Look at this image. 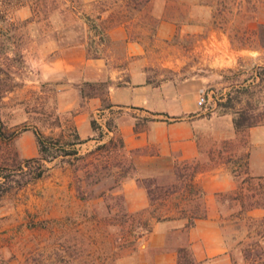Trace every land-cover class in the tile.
I'll list each match as a JSON object with an SVG mask.
<instances>
[{"label": "rangeland", "instance_id": "rangeland-1", "mask_svg": "<svg viewBox=\"0 0 264 264\" xmlns=\"http://www.w3.org/2000/svg\"><path fill=\"white\" fill-rule=\"evenodd\" d=\"M48 1L47 10L15 8V25L0 24V264H141L154 222L181 205L184 215L202 212L195 175L223 164L239 179L220 194L231 204L225 230L235 263L264 264V217L249 213L264 204V179L249 173L248 128L212 140L199 158L145 175L138 152L101 124L93 138L79 139L76 107L59 95L63 78L46 77L51 61L81 47L107 54L119 23L152 38L161 17H176L181 25L167 47L184 74L203 76L202 108L233 117L247 108L264 122V0ZM85 90L103 94L105 84ZM37 132L63 145L42 158ZM179 264H195L187 248Z\"/></svg>", "mask_w": 264, "mask_h": 264}, {"label": "crops", "instance_id": "crops-1", "mask_svg": "<svg viewBox=\"0 0 264 264\" xmlns=\"http://www.w3.org/2000/svg\"><path fill=\"white\" fill-rule=\"evenodd\" d=\"M131 25L126 21L110 29L107 54L89 56L81 47L71 58L63 55L51 61L46 77L63 78L59 95L65 107H76L73 122L79 139L93 138L96 119L121 137L125 149L138 152L142 174L159 175L173 169L177 160L201 157L212 140L240 130L232 114H217L214 108L208 114L199 105L203 76L184 74L180 57L172 45L167 47L180 28L178 18L161 17L152 38L131 35ZM87 82H105V92L83 95ZM107 118L113 119L114 127L107 126ZM247 132L249 173L264 179V124L248 127ZM195 185L203 198L202 212L184 215L181 205L155 221L140 244L141 264H179V249L185 247L195 264H237L225 230L231 204L220 194L237 188L239 179L223 164L199 171ZM141 201H147L144 193ZM249 213L264 217V204Z\"/></svg>", "mask_w": 264, "mask_h": 264}, {"label": "trees", "instance_id": "trees-1", "mask_svg": "<svg viewBox=\"0 0 264 264\" xmlns=\"http://www.w3.org/2000/svg\"><path fill=\"white\" fill-rule=\"evenodd\" d=\"M29 4L32 6L33 10H47L51 6V2L48 0H0V24H6L9 26L15 25V20L12 19V13L15 8H19L20 6ZM101 14V13H100ZM3 50V41L0 37V51ZM92 56H99L98 53L93 54ZM261 81H264V76L261 75ZM96 83L99 82H87L83 85V95H91L93 93H98L96 91L94 92H88L85 90V86H91L94 88ZM105 84V82H101ZM111 105V103H109ZM254 117V114L250 113L247 108H241L237 110L236 115L233 117V124L237 130H244L248 127L258 125L262 122L258 119H252ZM94 128L97 126L96 119L92 120ZM107 126L109 128H112V122H107ZM38 142H39V149L42 153V158L47 159L49 155L52 152L53 148L60 149L63 145L60 138H55L53 136H48L43 134L42 132H37ZM122 141V140H121ZM54 153V152H53ZM58 153V152H57ZM23 168V166H21ZM45 171L44 166L40 165V170L37 172L36 177H40ZM261 205V204H257ZM194 220L191 221L193 223ZM180 250H186V248H181Z\"/></svg>", "mask_w": 264, "mask_h": 264}, {"label": "built area", "instance_id": "built-area-1", "mask_svg": "<svg viewBox=\"0 0 264 264\" xmlns=\"http://www.w3.org/2000/svg\"><path fill=\"white\" fill-rule=\"evenodd\" d=\"M205 102H206V95H205V92L201 89L199 98H198V103L199 105H203Z\"/></svg>", "mask_w": 264, "mask_h": 264}]
</instances>
